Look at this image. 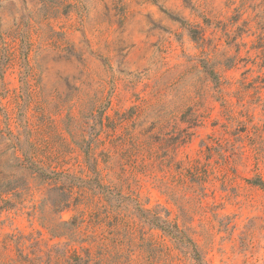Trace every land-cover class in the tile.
<instances>
[{
	"label": "rangeland",
	"instance_id": "obj_1",
	"mask_svg": "<svg viewBox=\"0 0 264 264\" xmlns=\"http://www.w3.org/2000/svg\"><path fill=\"white\" fill-rule=\"evenodd\" d=\"M7 127L97 194L7 195L0 264H264V0H0Z\"/></svg>",
	"mask_w": 264,
	"mask_h": 264
},
{
	"label": "trees",
	"instance_id": "obj_2",
	"mask_svg": "<svg viewBox=\"0 0 264 264\" xmlns=\"http://www.w3.org/2000/svg\"><path fill=\"white\" fill-rule=\"evenodd\" d=\"M30 135L31 134L28 132L27 136L22 138L20 133L14 134L8 127L0 128V202L2 201L4 205H6L9 201L6 197L9 194L15 198L20 197L23 192H28L30 190L31 184L45 186L47 188V198L45 200L49 201L52 211L55 213L61 212L70 206L73 194H75V199L79 203L92 202V196H95L97 193L94 191L93 195L90 196L83 189L85 186L68 181V179L73 180L74 178L65 173L64 170H57L56 166H52L51 158L44 154V149L40 143L29 138ZM91 167L97 177L98 173L95 170V165H91ZM257 183L258 185H263L262 182ZM99 185L100 184H98V186ZM101 187L105 188V186ZM74 188H77V191ZM111 192V189L108 188L105 193L107 195ZM120 199L123 200L124 197H120ZM104 200L108 202V206L112 209V204H110L108 200ZM140 210L144 213L146 221L151 226L170 235L172 228H176V233L180 232L177 230L176 223L163 218L158 212L150 211V209L146 208H141ZM118 214L119 213L112 214L113 217L110 226L122 219V216ZM80 216H83V211H81ZM78 222L83 223V217L80 218ZM42 225L48 229V232L53 237L67 236L70 240L77 241L73 238L76 235V231L74 228L66 226L67 221H60L59 223L52 224L42 223ZM168 228L169 230H167ZM176 239V241H180L178 237H176ZM87 240L94 242L96 240V235L92 234L87 238H82L80 243ZM188 243L197 264H204L202 254L198 252L192 240L189 239ZM17 249L19 251V260L30 262V259L24 255L22 249L19 247ZM84 251V256H75V262H69V264H90L92 257L89 253V249L84 248ZM93 264L101 263L98 260Z\"/></svg>",
	"mask_w": 264,
	"mask_h": 264
}]
</instances>
